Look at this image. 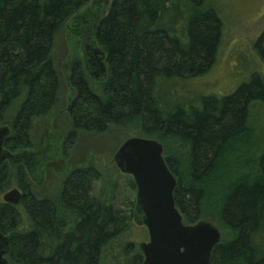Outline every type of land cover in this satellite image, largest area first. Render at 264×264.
I'll list each match as a JSON object with an SVG mask.
<instances>
[{
	"label": "trees",
	"instance_id": "16d2710c",
	"mask_svg": "<svg viewBox=\"0 0 264 264\" xmlns=\"http://www.w3.org/2000/svg\"><path fill=\"white\" fill-rule=\"evenodd\" d=\"M90 1L0 0V122L11 115L4 144L9 151L33 148V120L51 114L59 103L55 38ZM204 5L205 0H111L95 33L106 52L108 77L97 84L79 58L72 61L74 130L67 138L78 129L105 132L132 125L162 144L174 140L187 152L185 172L180 174L178 160L164 156L177 179L174 198L184 221H199L205 199L216 195L219 220L234 234L214 248L210 264H264V150L247 162L249 173L231 180L223 192L218 180V164L246 131L251 105L264 102V79L254 73L232 93L202 96L199 104L167 106L161 95L163 83L190 81L215 62L222 20ZM260 44L264 57V31ZM97 177L91 166L74 168L59 198L52 199L34 189L23 164H3L0 193L13 181L22 190L18 205L0 201V227L11 237L9 264H101L132 214L93 194ZM131 249L129 244L124 250L130 254ZM133 255L131 260L142 264V253Z\"/></svg>",
	"mask_w": 264,
	"mask_h": 264
},
{
	"label": "rangeland",
	"instance_id": "374dc122",
	"mask_svg": "<svg viewBox=\"0 0 264 264\" xmlns=\"http://www.w3.org/2000/svg\"><path fill=\"white\" fill-rule=\"evenodd\" d=\"M110 2L111 0L102 7L103 0H91L79 13L68 19L56 35L52 56L61 81L60 101L51 114L35 118L32 122L30 132L34 145L26 150L43 151L41 156L44 164L32 166V174L28 170L27 172L38 193L58 199L64 179L74 168H95L98 177L93 183V194L100 199L109 198L125 215L132 214L123 232L107 247L101 264H135L131 257L135 253H142L139 244L149 241V234L145 225L135 221V211L132 213L136 201V187L132 185L134 179L121 172L113 158L127 138L145 136L139 132V128L126 125L111 126L105 132L78 129L74 138L69 140L67 135L74 130L69 112L51 118L52 114L65 110L69 99L74 98L75 90L70 83L71 63L79 58L84 66L83 42L91 30V21L94 23L98 19L100 9L105 14ZM204 8H213L222 20V37L215 62L205 74L190 81L176 78L170 83H163L161 95L167 106L189 101L199 104L202 96L232 93L240 84L249 81L254 73L264 79V57L258 50L262 48L261 44L257 47L264 31V0H205ZM76 18H88L86 23L90 26L84 28V25L81 26L82 22L78 21L71 31L70 25ZM88 77L99 84L89 75ZM10 116L0 122V126H10ZM163 146L164 155L169 154L178 160L180 174L184 173L188 164L187 152L180 149L172 139L165 140ZM263 150L264 102H253L246 131L230 143L218 164L220 191L223 192L231 180L248 174L250 166L247 162L259 156ZM223 174H226L225 178L222 177ZM17 187L13 181L8 189L0 193V201H4L3 195L7 191ZM217 206L218 197L209 195L205 199L200 220L214 223L221 231L223 242L231 239L234 234L219 220ZM19 208L23 210V207ZM23 218L26 222L27 217ZM129 244L132 246L130 254L124 250ZM8 259L11 263L9 256Z\"/></svg>",
	"mask_w": 264,
	"mask_h": 264
},
{
	"label": "water",
	"instance_id": "95a60500",
	"mask_svg": "<svg viewBox=\"0 0 264 264\" xmlns=\"http://www.w3.org/2000/svg\"><path fill=\"white\" fill-rule=\"evenodd\" d=\"M108 1L103 0L102 7ZM103 11L100 9L101 15L94 23L91 21V26L86 23L88 18L73 19L75 21L70 25L71 31L78 21L84 28L90 26L91 30L83 42L82 58L88 75L99 83L108 77L106 52L95 38L97 26L106 14ZM71 101L69 99L65 110L52 114L51 118L69 112ZM10 133V126H0V165L6 160L13 165L23 163L32 174V166L44 164L43 151L12 153L4 147ZM33 158L35 163L31 164ZM113 159L121 172L131 175L136 184L135 221L145 225L149 234V241L139 244L144 257L142 264H210L214 248L222 242L221 231L207 220L195 223L184 221L174 198L177 179L166 162L163 144L154 138L132 136L120 145ZM21 198L19 188L10 189L3 195L4 201L12 205H18ZM10 249V236L0 230V264H8L3 256Z\"/></svg>",
	"mask_w": 264,
	"mask_h": 264
},
{
	"label": "flooded vegetation",
	"instance_id": "af4514ba",
	"mask_svg": "<svg viewBox=\"0 0 264 264\" xmlns=\"http://www.w3.org/2000/svg\"><path fill=\"white\" fill-rule=\"evenodd\" d=\"M19 152H21V151H19ZM12 153H17V152H12ZM32 160V162H31V164H34L35 163V160H34V158L33 159H31ZM29 163V161H27L26 160V163ZM5 163H9L7 160L5 161ZM4 163V164H5ZM10 164V163H9ZM20 164H23V163H20ZM24 165V164H23ZM42 165V164H41ZM0 167H1V165H0ZM33 171V170H32ZM17 188H19V187H17ZM20 189V188H19ZM21 190V189H20ZM22 191V190H21ZM0 230H1V227H0ZM2 231V230H1ZM3 232V231H2ZM5 235H8V236H10L8 233H5V232H3ZM10 245H11V237H10ZM143 255V254H142ZM8 256H9V253L8 254H5L3 257H5V258H7V260H8V264L10 263L9 262V259H8ZM144 258V257H143ZM143 262V261H142Z\"/></svg>",
	"mask_w": 264,
	"mask_h": 264
}]
</instances>
